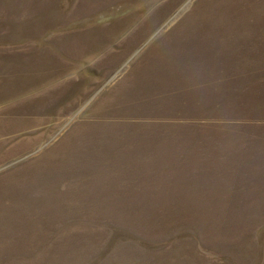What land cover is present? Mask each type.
I'll use <instances>...</instances> for the list:
<instances>
[{
  "label": "rangeland",
  "instance_id": "374dc122",
  "mask_svg": "<svg viewBox=\"0 0 264 264\" xmlns=\"http://www.w3.org/2000/svg\"><path fill=\"white\" fill-rule=\"evenodd\" d=\"M0 264H264V0H0Z\"/></svg>",
  "mask_w": 264,
  "mask_h": 264
}]
</instances>
